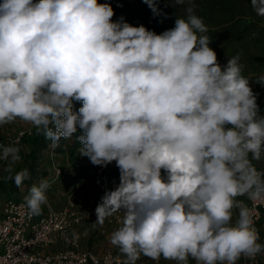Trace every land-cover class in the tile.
Here are the masks:
<instances>
[{"label":"clouds","instance_id":"clouds-1","mask_svg":"<svg viewBox=\"0 0 264 264\" xmlns=\"http://www.w3.org/2000/svg\"><path fill=\"white\" fill-rule=\"evenodd\" d=\"M144 2L161 14L158 0ZM173 2L188 5L186 18L157 34L113 21L99 0H0V126L24 121L52 147L75 136L93 165L115 162L119 184L95 223L121 214L110 243L124 264L255 260L264 243L238 197L264 202V115L240 55L222 67L194 0ZM250 5L264 17V0ZM19 153L0 144L4 179L18 188L30 179L27 168L12 174ZM49 187L28 188L30 215Z\"/></svg>","mask_w":264,"mask_h":264},{"label":"built area","instance_id":"built-area-1","mask_svg":"<svg viewBox=\"0 0 264 264\" xmlns=\"http://www.w3.org/2000/svg\"><path fill=\"white\" fill-rule=\"evenodd\" d=\"M264 76V75H260ZM259 91L264 96V84L259 80ZM264 115V114H262ZM35 127H29L20 132L15 139L6 138L0 140L2 145H14L22 149L23 138L32 136ZM47 148V156L51 160L53 175L47 179L49 185L58 182L61 178H67L70 189L63 205L53 208L49 204V189H47L48 201L42 205L40 215H30L25 199L7 198L0 203V264H124L125 258L115 251L103 250L96 252L83 248L82 240L88 232L105 234V229L96 224L95 208L98 203L79 205L81 192L78 188L79 168L64 169L54 161L56 147ZM6 161H0V166ZM259 170H264V161L256 164ZM66 182V183H67ZM253 211L254 225L259 231L260 223L264 219V202H251L246 197H238ZM235 211V210H234ZM117 213L105 220L107 225L118 226ZM85 224L88 228L82 230ZM59 245V249L48 252L47 249ZM264 253L259 254L255 260L241 257L237 264H260ZM137 264H145L137 262ZM149 264H175L160 259ZM189 264L195 261L189 259Z\"/></svg>","mask_w":264,"mask_h":264},{"label":"trees","instance_id":"trees-1","mask_svg":"<svg viewBox=\"0 0 264 264\" xmlns=\"http://www.w3.org/2000/svg\"><path fill=\"white\" fill-rule=\"evenodd\" d=\"M112 5L115 15L113 21H119L123 17L124 22L133 26L143 25L151 31L160 34L174 27L177 17H185V8L188 6L177 5L173 0H158L160 15H154L144 0H99ZM195 14L203 18L209 31L210 47L217 53L220 65L223 67L229 58L240 55V63L243 74L254 73L257 76L264 72V17L255 14L250 5V0H194ZM259 80V77H258ZM257 94V103L261 114H264V96L259 91V85L252 88ZM73 111L78 112L82 106L81 102L73 100ZM81 132L78 129L76 136ZM30 150L23 157L24 168L29 172H35L39 165L41 154L48 148L50 140L43 135H37L36 129L32 136L25 137ZM21 141V143H22ZM56 153L62 154L67 159L68 168L74 167L80 160L89 159L81 156L79 149L81 145L73 136L69 139H61L57 145ZM87 169V167H85ZM83 170H80L79 176ZM12 180L0 178V193L6 190H15Z\"/></svg>","mask_w":264,"mask_h":264},{"label":"rangeland","instance_id":"rangeland-1","mask_svg":"<svg viewBox=\"0 0 264 264\" xmlns=\"http://www.w3.org/2000/svg\"><path fill=\"white\" fill-rule=\"evenodd\" d=\"M243 75H245L250 80L249 82L250 87L256 88L259 85L258 77H260V75H264V72H261L258 76L254 73H246ZM28 127H29L28 123L21 121L19 119L14 123L2 125L0 126V140H5L6 138L15 139L20 132L24 131ZM21 144H22V149L20 150L19 153V155L21 156V160L13 165V173H12L13 175L16 172H19L20 168L23 166V157L30 150V146L27 141H22ZM56 149H58V146H56ZM55 154L56 157L54 158V161L57 162L66 172L68 170L67 159L62 154L56 152ZM7 164L8 161H6L0 166L1 179H4V177H7L9 175V173L4 170L7 167ZM85 167H87V169H85ZM110 169L111 168H104L100 166H95L93 164H91V166L80 165L79 172L80 170H83L81 173L82 175L79 176L80 181L78 182V188L80 189L81 192V198H80L81 202L82 199L85 198V196H83V192L85 194L84 186H87L91 182V180H93L92 185L94 186V188L99 187L101 193L102 192L105 193L106 190H111L116 185L119 184V169L116 167V165L113 166L112 170ZM52 175H53L52 164H51V160L47 156V149H46L40 156L39 165L37 169L35 170V172L30 173V179L26 180L24 182V185L20 188L15 186V190L13 191L8 189L5 192L0 193V203H2L7 198L25 199V196L28 195V188L32 184L39 185V183L42 180L50 179ZM94 179H98L99 181L96 182L94 181ZM66 182H67V178L65 177V178H61L58 182L51 184L48 194L49 204L51 207L58 208L61 205H63V203L65 202L70 189L69 183ZM91 188L92 187H90V189ZM91 196L92 199H94L92 203H99L102 197L101 194L99 196L97 195L95 196V194H91ZM261 238H262L261 243H264V228H262Z\"/></svg>","mask_w":264,"mask_h":264},{"label":"crops","instance_id":"crops-1","mask_svg":"<svg viewBox=\"0 0 264 264\" xmlns=\"http://www.w3.org/2000/svg\"><path fill=\"white\" fill-rule=\"evenodd\" d=\"M78 163L81 166H91V164H92L89 159L80 160ZM113 166H115V162H113L112 164H109L107 167H104V168H111L110 170H112ZM92 181L93 180H91L90 183L88 182L89 184L88 185L86 184L87 186H84L85 187L84 188L85 194L83 192V196H85V198L82 199V202L79 201V205H83L85 203L86 204L92 203V201H94V199H92L91 194H95V196L96 195L99 196L100 194L102 196L104 195V192H102V193L100 192L99 187L94 188V186L92 185ZM94 181L97 182L99 180L94 179ZM90 187H92V188L90 189ZM89 193H91V194H89ZM102 227H104V229H105V234L99 235L98 233H93L91 231L88 232V234L82 240L83 248L92 249L96 252H101L103 250H111V251H115L117 253H120L119 250L110 243V235L116 228H118V226L107 225L106 223H104ZM81 228H82V230H84V229L86 230L88 228V225L85 224ZM262 228H264V219H262V221L260 223L261 232H262ZM59 248H60L59 245H56L55 247L47 249V251L48 252H54V251H57ZM121 255L126 259V257L123 254H121ZM161 259L164 260L163 258H161ZM137 262L149 264L152 262V260H149V258H147V257L141 256L140 260H138ZM168 262H172V261H168ZM260 264H264V258H262Z\"/></svg>","mask_w":264,"mask_h":264}]
</instances>
